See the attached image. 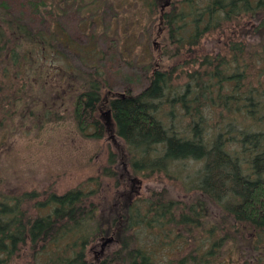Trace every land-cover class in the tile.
<instances>
[{
	"label": "trees",
	"instance_id": "16d2710c",
	"mask_svg": "<svg viewBox=\"0 0 264 264\" xmlns=\"http://www.w3.org/2000/svg\"><path fill=\"white\" fill-rule=\"evenodd\" d=\"M132 2L150 62L124 63L100 35L107 78L81 76L72 120L83 138L124 144L101 170L129 166L116 187L165 177L186 199L161 188L104 202L100 178L88 192L0 194V264H254L263 254L264 0H0V112L17 99L7 83L21 68L39 80L36 58L89 41L96 18L108 29L114 6ZM187 163L200 164L192 179L179 177Z\"/></svg>",
	"mask_w": 264,
	"mask_h": 264
},
{
	"label": "rangeland",
	"instance_id": "374dc122",
	"mask_svg": "<svg viewBox=\"0 0 264 264\" xmlns=\"http://www.w3.org/2000/svg\"><path fill=\"white\" fill-rule=\"evenodd\" d=\"M131 5L119 12L114 6L113 11L119 14V18H115L108 29L96 18V34L89 41L73 40L70 51L58 48L56 55L48 54L44 60L36 58L39 61L37 67L42 70L39 80L31 77L27 80L25 72L28 67H23L19 70L21 74L14 77L13 84L8 81L12 90L7 93L17 99L3 105V115L0 112V194L13 196L37 191L60 195L78 186L88 192L96 189V185L94 182L87 184V179L100 178V196L104 202L119 197L128 200L147 197L152 190L161 188L168 189L174 198L186 199L179 182L165 177L129 179V182L116 187L114 179H125L129 166L110 165L111 173H115L112 178L102 177L101 170L109 166V155L123 150L124 144L118 138L106 136L100 140L83 138L72 120L81 76L96 70L107 78L105 62L99 59L104 57L102 50L106 49L99 39L100 35L116 39L117 51L124 63L142 67L150 62L149 48L140 40V7L133 2ZM87 26L82 24L81 29L86 31ZM113 79L109 80L111 91L120 93L118 85L122 82H115V77ZM44 112L47 116L48 113L58 112L63 119L47 122ZM101 120L108 128L113 127L109 114H104ZM199 167V163L184 164V173L179 177L188 174L192 179ZM172 170L180 171L181 168L174 167ZM182 180L188 182L190 179ZM257 260L254 264H264V252Z\"/></svg>",
	"mask_w": 264,
	"mask_h": 264
},
{
	"label": "water",
	"instance_id": "95a60500",
	"mask_svg": "<svg viewBox=\"0 0 264 264\" xmlns=\"http://www.w3.org/2000/svg\"><path fill=\"white\" fill-rule=\"evenodd\" d=\"M107 241L110 242L111 241V238L110 239H107Z\"/></svg>",
	"mask_w": 264,
	"mask_h": 264
}]
</instances>
